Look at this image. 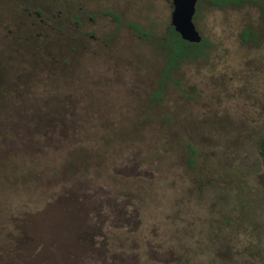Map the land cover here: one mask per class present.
Here are the masks:
<instances>
[{"label": "rangeland", "instance_id": "374dc122", "mask_svg": "<svg viewBox=\"0 0 264 264\" xmlns=\"http://www.w3.org/2000/svg\"><path fill=\"white\" fill-rule=\"evenodd\" d=\"M27 7L0 0V264H264V0L198 2L167 72L166 0Z\"/></svg>", "mask_w": 264, "mask_h": 264}, {"label": "trees", "instance_id": "16d2710c", "mask_svg": "<svg viewBox=\"0 0 264 264\" xmlns=\"http://www.w3.org/2000/svg\"><path fill=\"white\" fill-rule=\"evenodd\" d=\"M212 3L219 4L221 6L226 5L228 3H243L248 2L250 0H208ZM203 43L204 41L198 45L189 44L181 40L179 35L175 33L173 28H170L167 37V49L169 50L168 53V65L166 67V72L171 68L180 65L186 59L198 58L203 54ZM260 155L262 157V163L264 165V133L262 135L260 145Z\"/></svg>", "mask_w": 264, "mask_h": 264}, {"label": "water", "instance_id": "95a60500", "mask_svg": "<svg viewBox=\"0 0 264 264\" xmlns=\"http://www.w3.org/2000/svg\"><path fill=\"white\" fill-rule=\"evenodd\" d=\"M199 0H171L170 25L182 41L198 45L202 37L194 24L196 6Z\"/></svg>", "mask_w": 264, "mask_h": 264}, {"label": "flooded vegetation", "instance_id": "af4514ba", "mask_svg": "<svg viewBox=\"0 0 264 264\" xmlns=\"http://www.w3.org/2000/svg\"><path fill=\"white\" fill-rule=\"evenodd\" d=\"M24 4H26L28 7L27 8H25L24 9V11L25 12H27L28 13V15H29V17H35L36 19H38V21L40 22V23H43V20L41 19V13H40V11L38 10L39 9V3H40V1L41 0H21ZM201 0H199V2H200ZM82 2V1H81ZM97 2H101V0H97ZM166 2L167 3H170V7H171V9H173L172 8V4H171V1L169 2L168 0H166ZM30 9H32V11L30 12ZM82 8H80V10H81ZM172 12V11H171ZM171 15V14H170ZM107 17V16H109V14L107 15V13L106 14H104L103 15V17ZM89 21L90 22H92L94 25L96 24L94 21H93V19L92 18H89ZM77 24V23H76ZM129 27L130 28H132V29H134L135 31H137L139 34H141V32H140V29L136 26V25H129ZM170 28H172L171 27V25H170V27L168 28V30H170ZM91 38L92 39H94V35H91ZM203 40V39H202Z\"/></svg>", "mask_w": 264, "mask_h": 264}]
</instances>
